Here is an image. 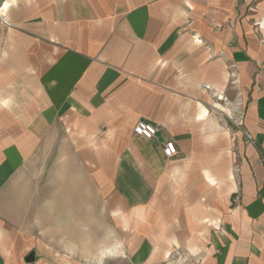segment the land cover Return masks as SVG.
<instances>
[{
  "label": "crops",
  "instance_id": "1",
  "mask_svg": "<svg viewBox=\"0 0 264 264\" xmlns=\"http://www.w3.org/2000/svg\"><path fill=\"white\" fill-rule=\"evenodd\" d=\"M49 141L55 244L3 196ZM0 264H264V0H0Z\"/></svg>",
  "mask_w": 264,
  "mask_h": 264
},
{
  "label": "rangeland",
  "instance_id": "2",
  "mask_svg": "<svg viewBox=\"0 0 264 264\" xmlns=\"http://www.w3.org/2000/svg\"><path fill=\"white\" fill-rule=\"evenodd\" d=\"M47 156L43 154L33 158L32 170L33 179L41 177V183H11L3 191L6 202L12 201L14 204L6 207L7 211H15L19 223L29 229L37 242L54 243L57 238L64 239L65 242L78 240L80 231L71 226L77 221L73 219V205L69 202L72 196H79L87 199L88 196L96 195L95 191L89 190L87 183H76L71 186V167H66L56 161V146L54 141H49L47 145ZM70 171L68 173L63 172ZM79 175L80 172H74ZM68 178V179H66ZM68 201V202H66ZM87 204H78L75 211L82 213V207ZM94 206V205H90ZM97 222H102L99 207L96 205ZM57 219L63 230L56 231ZM41 224L42 227L41 228ZM98 226V225H97ZM100 226V225H99ZM58 237H57V236ZM101 237H97V240ZM83 254V253H82ZM56 257V255H54ZM67 259V258H64Z\"/></svg>",
  "mask_w": 264,
  "mask_h": 264
},
{
  "label": "built area",
  "instance_id": "3",
  "mask_svg": "<svg viewBox=\"0 0 264 264\" xmlns=\"http://www.w3.org/2000/svg\"><path fill=\"white\" fill-rule=\"evenodd\" d=\"M157 131L156 126L146 121H138L133 127L135 135L149 139L155 135ZM248 139H251V135L246 133ZM177 149L173 141H167L162 148V153L165 157H171L176 153Z\"/></svg>",
  "mask_w": 264,
  "mask_h": 264
}]
</instances>
